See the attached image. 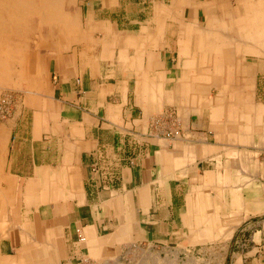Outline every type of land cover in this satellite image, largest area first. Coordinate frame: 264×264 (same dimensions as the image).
<instances>
[{
  "label": "crops",
  "instance_id": "crops-1",
  "mask_svg": "<svg viewBox=\"0 0 264 264\" xmlns=\"http://www.w3.org/2000/svg\"><path fill=\"white\" fill-rule=\"evenodd\" d=\"M86 4L76 47L32 54L10 87L0 264H264V0ZM207 31L225 41L196 47Z\"/></svg>",
  "mask_w": 264,
  "mask_h": 264
},
{
  "label": "bare ground",
  "instance_id": "bare-ground-1",
  "mask_svg": "<svg viewBox=\"0 0 264 264\" xmlns=\"http://www.w3.org/2000/svg\"><path fill=\"white\" fill-rule=\"evenodd\" d=\"M73 2L74 0H0L1 85H11L14 74L18 78L22 77L18 72L24 71L28 61L32 59L31 55L26 56L24 53L26 48L29 47L28 49H30L27 38L32 34H40L38 44L45 47H64L67 45L68 41L71 40L70 33L75 32L79 25L78 14L72 8ZM208 34L209 31L198 37L195 46L217 47L221 40L225 41L221 37L206 41L205 38ZM59 35L61 39H59ZM54 37L57 38V42H55ZM180 42L182 46L189 47V38H182ZM16 64H22L23 66H20L23 69L15 72ZM167 64L169 63L167 62Z\"/></svg>",
  "mask_w": 264,
  "mask_h": 264
},
{
  "label": "rangeland",
  "instance_id": "rangeland-1",
  "mask_svg": "<svg viewBox=\"0 0 264 264\" xmlns=\"http://www.w3.org/2000/svg\"><path fill=\"white\" fill-rule=\"evenodd\" d=\"M88 2V0H74L73 4H72V8H74V10L77 12L78 14V17L81 18L83 16V10L84 8L86 9V7H88V5L86 4ZM55 38V42H57V38ZM40 39V34L38 35L37 33L36 34H32L31 36H29L27 38V42L30 44V49L26 48V50H24V53L26 56H29V55H32V54H39V55H51L50 51L46 50L45 49V46L44 45H39L38 44V40ZM59 39H61L60 35H59ZM71 41V42H70ZM68 41L67 46H64V47H76V45H73L76 43V41H72L70 40ZM35 47V48H34ZM25 49V48H24ZM66 49V48H65ZM24 65V63H22ZM20 64V65H22ZM22 65V66H23ZM17 67V68H16ZM16 69H14L15 72H17L18 70H22V68H19L17 65L14 67ZM19 73V72H18ZM23 73L21 72V82L19 83L20 86L23 88H26V86H28L27 83H24L25 82V76L23 77L22 75ZM17 76L14 74L12 79H11V83L13 81V78L18 81V77L16 78ZM12 85V84H11ZM11 85H8V86H4V85H1L0 84V94L1 93H6V94H12V89H10V87L12 88L13 86ZM16 89V87H15ZM12 106H13V103H12ZM156 120V119H155ZM221 230V229H220ZM220 236V235H219ZM219 238V237H218ZM222 239V238H221ZM220 240V239H219ZM220 241H218L217 243L215 244H210L208 245L209 247H213L215 245L219 246L220 244ZM149 252V251H148ZM148 252H145V250H141V249H134L132 253H124L121 252L120 253V257L119 258H116V260L112 263V260H109V263L110 264H170V261H171V264H173V261H174V264H204L201 263V260L202 259H193L192 261L190 259H186L185 257H181L179 259H173L170 260V256L166 257L164 256L163 254H161V258L159 260H156V258L154 257V252L155 251H150L149 253ZM115 254H113V256H115ZM199 255V254H198ZM213 257L212 259H209L210 256L207 255L205 258H204V261H205V264H214V263H217L219 261V256L218 254H216L214 252V254L211 256ZM159 263H157V262ZM194 261V262H193Z\"/></svg>",
  "mask_w": 264,
  "mask_h": 264
},
{
  "label": "built area",
  "instance_id": "built-area-1",
  "mask_svg": "<svg viewBox=\"0 0 264 264\" xmlns=\"http://www.w3.org/2000/svg\"><path fill=\"white\" fill-rule=\"evenodd\" d=\"M12 103H13V95L12 94L1 93V95H0V119L6 118L9 115L10 109L12 107ZM164 118L166 120H168L167 122L169 123V124L166 123V126L164 127L166 134L169 135V133L171 132L173 137H175V138L180 137L181 133L179 132L180 129H178L176 112L173 109H170L166 113V115L163 116L158 121H160ZM156 120H155V122H158Z\"/></svg>",
  "mask_w": 264,
  "mask_h": 264
}]
</instances>
